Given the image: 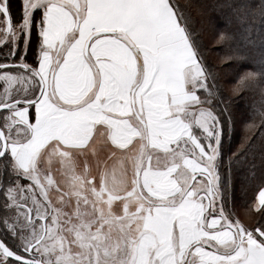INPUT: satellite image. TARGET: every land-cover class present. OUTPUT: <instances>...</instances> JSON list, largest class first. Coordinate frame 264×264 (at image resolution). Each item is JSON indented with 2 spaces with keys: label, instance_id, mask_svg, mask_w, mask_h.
<instances>
[{
  "label": "snow or ice",
  "instance_id": "snow-or-ice-1",
  "mask_svg": "<svg viewBox=\"0 0 264 264\" xmlns=\"http://www.w3.org/2000/svg\"><path fill=\"white\" fill-rule=\"evenodd\" d=\"M196 8L0 0V264H264V0Z\"/></svg>",
  "mask_w": 264,
  "mask_h": 264
},
{
  "label": "trees",
  "instance_id": "trees-1",
  "mask_svg": "<svg viewBox=\"0 0 264 264\" xmlns=\"http://www.w3.org/2000/svg\"><path fill=\"white\" fill-rule=\"evenodd\" d=\"M16 2L18 3V0H16ZM176 2L181 6V8H183L185 11H187L192 16L193 27L197 28L198 30L201 29L202 27L205 29L204 34L206 33L209 35L207 38L204 37L205 43L211 44L212 34H211L210 27L208 26V16H204L203 26H201V24H199L198 19H196V17L193 16V9L192 8H196V5L201 3V0H187L185 4L183 2H181V0H176ZM204 2L210 3L211 0H204ZM188 3L190 4L189 6H188ZM209 15L212 17H215L216 13L212 12ZM202 35H203V33H202ZM213 61H215V59H213ZM256 98L258 99V96ZM255 195H256V190H253V189H249L246 194H242L239 190H237V192L235 194V201H234L235 211H236V209H238L240 207L242 209L241 212H245V214L248 216L249 212L247 209H245L242 206V200L254 199ZM236 214H237V212H236ZM258 215L259 214L253 213L251 215V217H249L250 219H252V224L256 223Z\"/></svg>",
  "mask_w": 264,
  "mask_h": 264
},
{
  "label": "rangeland",
  "instance_id": "rangeland-1",
  "mask_svg": "<svg viewBox=\"0 0 264 264\" xmlns=\"http://www.w3.org/2000/svg\"><path fill=\"white\" fill-rule=\"evenodd\" d=\"M187 0H181V2H183L184 4L186 3ZM190 4L188 3V6ZM193 9V16L196 17V19H198L199 21V24H201V26H203L204 22V17H201L200 14H199V11L197 8H192ZM209 35L208 34H204L203 32V37L207 38ZM213 59H216L215 56L212 57ZM257 194V193H256ZM256 196V195H255ZM242 209L239 207L238 209H236V212H237V216L239 219H241L242 222H244L245 224H252V219L249 218V215L247 216L245 214V212H241Z\"/></svg>",
  "mask_w": 264,
  "mask_h": 264
}]
</instances>
